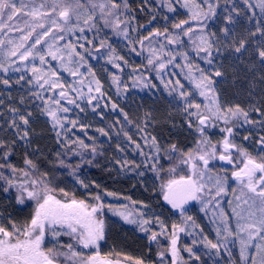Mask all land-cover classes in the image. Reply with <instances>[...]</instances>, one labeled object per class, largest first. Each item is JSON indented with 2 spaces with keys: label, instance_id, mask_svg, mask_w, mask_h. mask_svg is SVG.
Returning a JSON list of instances; mask_svg holds the SVG:
<instances>
[{
  "label": "snow or ice",
  "instance_id": "snow-or-ice-1",
  "mask_svg": "<svg viewBox=\"0 0 264 264\" xmlns=\"http://www.w3.org/2000/svg\"><path fill=\"white\" fill-rule=\"evenodd\" d=\"M243 3L249 9L259 7L264 14V0H258L257 5L250 3V0H243ZM204 5H207L208 11H204ZM127 0H124V8H128ZM168 11L175 12L172 2L169 0L167 5ZM183 7L189 9V18L182 19L172 24L173 31L167 27L161 32L159 29L150 32L138 42L144 46L145 41L155 37H161L166 43H160L159 49L148 48L147 65L154 70L159 77L165 71L168 65H174L181 68L185 79L189 80L194 86L195 91H185L184 85L180 80L174 82L175 87L172 91H178L180 103L183 105V115L187 127L194 129L200 137L196 141V147L186 152L181 151L176 144H170L165 150L171 159L173 154H180V164L187 166L189 172L187 175H181L178 179H167L161 184V194L163 200L171 206L174 214L181 216V222H173L171 227L165 223L158 215L149 216L150 207L142 203V209L132 212H119L117 209L108 205L110 211L122 217L128 224H134L145 234L149 242V247L155 244L161 250L157 252V259L149 261L147 258L124 257L125 261H131L132 264H189L181 255V251L189 254V260L193 257L199 259L193 250V247L179 246L180 233L187 231L184 225L192 221L191 216H187L185 205L190 201H198L205 211L209 205L214 207L220 206L219 197L226 195L228 191V181L231 178L236 181L240 188V195L236 196L237 207L241 203L247 205V215H241L233 209V213L238 217L236 230L233 231L229 226L225 213L221 210L220 219L223 224V246L228 243L229 237H234L233 242L239 243L241 264H264V135H260L255 143L258 145L256 154L248 150L244 144L237 142L236 137L240 134L239 129L244 125H259L264 131V105L256 107L251 105L250 109L242 107L240 104H230L222 102L217 91L216 77H221L223 73L215 64L213 53L222 54L221 46L224 50L234 47L236 53L246 50V39L241 38L232 43H228V38L234 37V32L228 27L220 31L223 36L216 32H207V20L215 16V8L210 0H184ZM85 8L82 0H40L37 5L36 0H0V31H16L20 33L19 43L8 40L12 47L8 50L9 57H15L21 62L33 61L31 73L34 77L35 84L43 91L37 92L36 98L43 101L41 113L50 118L52 128L55 131L58 127L64 128L61 120L67 117H61L59 113H67L69 108L64 107L61 101L67 99L68 91L64 85L59 82V75L52 61H58L61 68L71 76L82 75L79 72L74 57H79L80 61L84 57L76 50L75 45L66 43L63 46L56 44V41L64 40L65 32H73L76 22L73 16L80 18V12ZM121 4L117 0H102L99 3H92L89 6V14L83 20L84 25L93 27L97 19L104 21V26L113 29H121L125 21L120 20L119 11ZM99 9V16H95V10ZM235 10V8H234ZM255 13L253 12V16ZM155 19V17H153ZM167 19V18H166ZM252 19V17H249ZM230 24L236 23L231 15L227 17ZM92 22L90 24L89 22ZM24 27H20V23ZM195 22V27L193 23ZM55 29V31H54ZM81 33L84 28H80ZM122 33L125 38L128 37V28L124 27ZM257 33L261 36L260 46L257 49L258 58L264 64V24L257 21L256 31L250 35L255 36ZM183 37L188 38L192 50L196 56L204 60L209 65L206 71L195 64L189 58L187 51L179 53L168 50L169 46L181 48L185 45ZM51 38L53 43H49ZM4 41L0 40V50H2ZM101 48L106 47L103 41ZM109 47V62H113L114 49ZM133 52L136 49H131ZM65 53L68 59H65ZM139 54V53H138ZM182 57L185 61L183 65L175 63L177 56ZM38 59V65L34 63ZM115 59L127 61L122 56H116ZM15 61H13L14 63ZM114 67L120 68L119 63H113ZM2 67V65H0ZM222 67V65H221ZM186 69V71H184ZM7 71V69H4ZM20 71L19 68L16 69ZM135 72V69L133 70ZM20 79H24L23 76ZM117 81L116 77H113ZM5 84L7 80L3 81ZM29 83H33L29 79ZM164 81L162 80V83ZM83 84V81H80ZM96 83V92H100L99 81ZM172 81L165 83L167 88ZM47 86V87H46ZM147 86V84H146ZM153 87L155 85H152ZM59 89V92L55 90ZM70 91L78 89L70 87ZM52 91V97L45 98L43 92ZM92 88L89 87V92ZM202 97L204 103L196 102V95ZM82 95V93H81ZM51 100V104L48 100ZM96 97H90L88 103ZM69 104H76L75 99H68ZM79 107L78 104H76ZM117 105L113 104L115 109ZM12 112L19 119H13L9 125L16 132L19 140L30 144V119L32 113L27 115L21 114L19 109H12ZM257 113L260 117L258 121L251 118L250 113ZM124 119L127 121L128 116L125 113ZM130 122V121H129ZM148 116L146 115L144 127L137 125L140 132H144L147 127ZM72 127L76 126V121H71ZM218 125L221 138L215 143L212 142L208 135V129L216 128ZM104 135H107L100 129ZM59 138L62 133L56 131ZM127 135V133H125ZM145 140L148 136L143 137ZM152 146L155 148L157 155L153 157L156 163L152 164V171L159 174L163 171L161 165L157 168L159 162L158 153L160 145L155 136H151ZM252 139L251 134L243 136L244 141ZM132 141V137L128 136ZM16 140L11 142L14 145ZM80 145L87 148L81 140ZM6 141L0 140V189L7 194L10 190L15 192V201L20 206L21 211L31 207V213L23 220L14 219L11 215L4 216L0 214V264H123L119 259H111L108 256H102L100 253V242L106 238L105 220L103 210L105 204L99 193L91 196V199H77L75 195L69 197V193L63 188H59L61 196H57V186L55 185V174L49 175L48 172L42 171L40 165L30 158L24 159V167L19 168L9 163V157L13 154L12 147ZM140 149V145L136 144ZM71 150V149H69ZM95 152V149H92ZM219 160L232 165L231 176L228 175V169L223 170V175L215 177L209 175L212 169L209 167L210 162ZM64 163L63 160L60 161ZM91 163V161H87ZM8 169L5 174L3 169ZM169 175L176 172V167H171ZM143 175V173H140ZM78 179V178H77ZM78 183L88 189L89 185L83 180L78 179ZM98 187V186H97ZM235 191V189H233ZM108 195H114L108 193ZM210 197L205 200V197ZM137 202L132 201L135 205ZM241 221H243L241 223ZM194 224L195 222L192 221ZM155 229V230H154ZM191 235V233H188ZM217 237L221 236V229H216ZM63 237H68L64 240ZM161 237L167 241V246L161 244ZM259 241V242H257ZM207 247L216 249L219 253L220 243H213L204 237L203 241ZM193 245L197 242L192 241ZM50 245V246H49ZM90 250V254H85L82 250ZM253 250L250 254L249 250ZM117 256L119 254L117 253Z\"/></svg>",
  "mask_w": 264,
  "mask_h": 264
},
{
  "label": "rangeland",
  "instance_id": "rangeland-1",
  "mask_svg": "<svg viewBox=\"0 0 264 264\" xmlns=\"http://www.w3.org/2000/svg\"><path fill=\"white\" fill-rule=\"evenodd\" d=\"M131 1L133 2V0H127L129 7L126 9L124 8V0H117L121 4L119 18L125 21V24L121 25V29H113L104 26V21L101 19H97L93 27L84 25L83 20L89 14V6L92 3L102 2V0H82L85 8L81 10L78 20L73 16V20L76 22L74 31L65 32L64 40L55 42L60 46L66 43L75 45L76 50L84 57V60L80 61L79 57H74L77 62L76 65L69 66H78L82 75L73 77L61 68L58 61H52V64L58 72L59 82L68 91L67 99L62 100L61 104L70 109L67 113H59L61 117H67L66 120H61V123L64 124V132L59 127L57 128V131L62 133L59 137L60 140L69 143L82 140L86 145L100 144L106 147L110 153V160L113 162L112 166L116 168V179L118 180L121 177L126 182L125 189L113 192L103 189L100 194L102 202L105 204L103 215H107L110 220L109 224L112 227L109 241L100 242V253L102 256L118 253L125 257H132L135 260L137 258H147L146 246H149V242L145 238V234L136 225L126 223L121 216L110 211L108 205L119 212H132L135 214L136 210L142 209L143 203L149 205L151 209L148 211L149 216L158 215L169 228L173 222H181V216L174 214V210L165 201H158L155 198V192L153 193L156 178L154 171L151 169L152 164L155 163L153 157L157 153L152 146L150 137L155 136L158 144L161 145L156 124L161 114L160 106L161 108L165 107L170 116L178 121L180 125H187L178 91H172L175 87L174 82L180 80L185 91L194 92L195 89L190 81L185 79L181 68L168 65L158 77L156 72L147 65L148 48L159 49V44L166 43V41H163L161 37H155L151 40V43L145 41L143 47L138 42L157 29L162 32L167 27L169 31H173V23L188 19L190 13L188 8L183 7L184 0H171L172 7L176 9L175 12L168 11L169 0H135L136 2L145 3L147 6L144 7L142 12L140 11L141 13L132 10L133 7L129 5ZM196 2L199 3L200 0H196ZM210 2L215 8L216 15L207 20L208 27L205 29L207 32H213L212 26L216 20L227 18L229 15L236 17L243 13L248 19L249 17H257L258 20L261 19L264 22V14L261 13L259 7L249 9L243 3V0H210ZM36 3L38 5L40 0H36ZM250 3L257 5L258 0H250ZM204 11H208L207 5H204ZM253 12L255 13L254 16ZM94 15L99 16V9L95 10ZM89 23L92 24L91 21ZM192 23L195 27V22ZM19 26L24 27V24L21 22ZM124 27L128 28L127 38L122 33ZM80 28H84L83 33L79 31ZM19 36L20 33L16 31H0V40L5 42L2 50H0V65H2L0 67V138L12 139L17 142L21 140L18 139L15 130L9 126L13 119H16L19 123V119L12 112V109H19L21 114L25 115L31 110H36L42 115V119H45L47 124L52 126L50 118L41 113L43 101L37 99L35 95L43 90L37 87L30 71L33 61L30 60L25 63L7 55L8 50L12 47L7 43L8 40L19 43ZM46 39L50 44L53 43L51 38ZM183 39L185 41L183 47L169 46L165 53L168 50L176 53L187 51L193 63L199 64L200 67L208 71L209 65L196 56L191 44L188 42V38L183 37ZM101 41L104 42L106 47H100ZM228 43L231 44L232 42L228 41ZM108 46L115 50L112 57L113 62H109L110 52ZM133 47L136 49L135 52L131 50ZM221 48L224 50L223 46ZM227 50L235 52L234 47H229ZM213 55L216 58L218 54L214 52ZM116 56L124 57L127 64L123 60L115 59ZM65 59H68L66 53ZM13 61L15 62L13 63ZM34 63L38 65V59ZM113 63H119L121 67H114ZM175 63L183 65L185 61L178 55ZM17 68L20 71H17ZM4 69H7V71ZM21 76L24 79H20ZM113 77H116L117 81H114ZM218 78H215L217 91ZM29 79H32L33 83H29ZM4 80H7L8 83L5 84ZM81 80L83 84L80 83ZM95 81H99L100 92L95 91L97 86ZM168 81L173 83L166 88L165 83ZM70 87L76 88L78 91H70ZM89 87L92 88L91 92H89ZM55 91L59 92V89ZM43 95L48 98L52 97L54 93L48 91L43 92ZM90 97H96L91 104L88 103ZM220 98L222 102L233 105L240 104L246 109H250L252 105V102L245 99L228 102L223 100L222 97ZM68 99H75L79 107L76 104H69ZM195 99L198 103L205 102L198 94ZM48 103L51 104L50 99ZM113 104L117 105L115 109L112 108ZM125 113L128 116L127 121L124 119ZM146 115L148 116L147 127L144 132H140L137 125L144 127ZM250 115L254 121L260 119L257 113L252 112ZM71 121H76L75 128L72 127ZM256 127H259V125H244L242 128L250 130ZM100 129H103L107 135L99 131ZM73 131L74 137L71 135ZM128 136L132 137V141L128 140ZM145 136H148L147 140L143 138ZM136 144L140 145V149L136 148ZM209 167L212 169L209 175L215 177L218 174L223 175V170L230 167V165L223 162L220 167ZM140 173H143V175H140ZM228 175L231 176L229 169ZM86 183L89 185L87 191H93L95 183ZM108 193L114 195H108ZM237 195H240V188L237 182L230 178L227 194L218 198L220 200L219 207L209 205L205 211H201L203 205L195 201L187 208L186 215L191 216L192 221L195 223L189 221L187 225H184L187 231L180 233L179 246L181 248L185 245L193 247L195 254L199 256L198 260L194 257L189 260V254L181 251V255L189 261V264H241L239 243L233 242L235 238L229 237L227 245L223 246V236L226 233L223 231V224L220 219L222 210L228 219L229 226L235 231L238 217L233 213V209L241 215H247V205L241 203L240 207H237ZM209 198L206 196L205 200ZM132 201L137 203L133 205ZM10 208V199L0 189V214L4 216L11 215L9 214ZM218 227L221 229L220 237H217L216 234ZM188 233H191V235ZM204 237H207L213 243L222 245L219 253L216 249L207 247L202 242ZM63 239L67 240L68 237H63ZM193 240L197 242L195 245L192 243ZM82 251L85 254H90V250L83 249ZM249 251L252 254L253 250L250 249ZM123 264L129 263L126 261Z\"/></svg>",
  "mask_w": 264,
  "mask_h": 264
},
{
  "label": "trees",
  "instance_id": "trees-1",
  "mask_svg": "<svg viewBox=\"0 0 264 264\" xmlns=\"http://www.w3.org/2000/svg\"><path fill=\"white\" fill-rule=\"evenodd\" d=\"M134 11H139L141 13L144 7H147L145 3L133 0L129 4ZM141 11V12H140ZM236 21L234 24H230L227 18H219L215 21L212 26V31L223 36L220 31L224 27H228L233 30L234 37H229L228 41L232 42L233 38L239 40L241 38L246 39V50H242L240 53L230 52L229 50H222V54H218L215 59V64L220 68L223 75L218 78L219 85L218 91L220 97L223 100L231 102L234 100L245 99L252 102V105L256 107H261L264 105V64L258 58L257 49L260 46L261 36L257 33L255 36L250 35L251 32L256 31L257 21L264 24V22L257 17H252L248 19L246 15L241 13L233 17ZM147 20V19H146ZM222 47V46H221ZM222 65V67H221ZM161 114L157 119V128L159 131V139L161 140L160 151H159V162L156 164L157 168L161 165L163 166V171L157 174L154 172L156 178V186L153 190L155 192V198L164 202L161 194V184L167 179L179 178L181 175H187L189 170L187 166L180 164V154H173L170 159L166 154V149L170 144H176L181 151L186 152L190 149L196 147V141L200 138L198 134L195 133L194 129H189L187 125H180L178 121L170 116L168 110L165 107L160 106ZM32 117L30 119V132L29 140L30 144L25 141H19L11 145L12 139L0 138V140L6 141L12 147L13 154L9 157V163L13 166L23 168L24 159L30 158L35 163L40 165L42 171H46L51 176L55 174V185L57 186V196L62 194L59 192V188H63L69 193V197L75 195L77 199H91V196L102 193V190L107 191H119L125 189L126 182L120 177L118 180L115 176L116 168L112 166V161L110 160V153L108 149L100 144L88 145L84 148L79 142L74 141L69 143L60 140L57 137L56 131H54L52 126L47 124L45 119L43 120L42 115L36 111L31 110ZM181 123V122H180ZM218 125L216 128H209L208 135L210 136L213 143L221 138V133L219 131ZM75 128V127H74ZM64 132V128H60ZM239 135L236 137L237 142L244 144L250 152L255 155L258 145L255 140L258 139L260 135H264L259 127L251 128H240ZM251 134L252 139L249 141H244L243 136ZM74 131L72 132V137ZM95 152H92V149ZM71 149V150H69ZM2 151V150H0ZM61 160L64 161L61 164ZM91 163H87V161ZM3 162V161H0ZM156 163V161H155ZM223 161L214 160L210 162L211 167H220ZM171 167H176V172L169 175L168 170ZM233 166L230 165L227 169L232 171ZM5 174H8V169L5 168ZM83 180L85 183H95L93 186V191L89 192L84 189L79 183L78 179ZM3 182H0L2 185ZM98 186V187H97ZM11 202V208L9 214L14 219L23 220L27 217L32 208H26L21 211L20 206L16 204L15 192L10 190L6 194ZM167 203V202H166ZM171 208V206L168 204ZM105 213V210H103ZM105 220V232L106 238L105 242H108L111 237V225L109 224V218L107 215H103ZM161 244L167 246V241L162 238ZM161 249L155 244L146 246V257L148 260L155 261L157 259V252ZM89 254V253H87ZM111 259H119L123 262L124 255L112 254L108 255ZM132 264L131 261H127Z\"/></svg>",
  "mask_w": 264,
  "mask_h": 264
},
{
  "label": "water",
  "instance_id": "water-1",
  "mask_svg": "<svg viewBox=\"0 0 264 264\" xmlns=\"http://www.w3.org/2000/svg\"><path fill=\"white\" fill-rule=\"evenodd\" d=\"M195 201H190L188 204L185 205V208L187 209L188 207H190Z\"/></svg>",
  "mask_w": 264,
  "mask_h": 264
}]
</instances>
